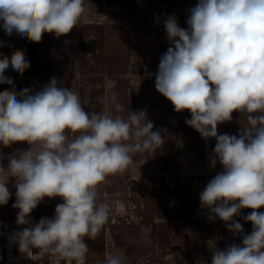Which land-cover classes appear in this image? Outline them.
Returning <instances> with one entry per match:
<instances>
[{
    "label": "clouds",
    "instance_id": "1",
    "mask_svg": "<svg viewBox=\"0 0 264 264\" xmlns=\"http://www.w3.org/2000/svg\"><path fill=\"white\" fill-rule=\"evenodd\" d=\"M86 12V0H0V27L38 43L44 33L69 34ZM189 12L187 28L174 14L164 20L171 46L160 58L155 88L177 113H191L186 124L202 138L216 140L211 166L219 162L223 171L200 193L208 219L243 235L234 217L252 209L242 217L252 232L242 245L215 246L211 264H264V212L257 211L264 207V0H198ZM10 66L22 75L30 62L21 50L0 57V83L13 85L5 75ZM14 87L0 91V148L17 142L30 147L8 156L6 168L0 155V205L8 204L14 178L16 223L28 225L11 240L22 254L35 249L85 264V237L95 239L109 220L108 205L98 202L99 186L126 173L134 155L162 147L164 130H154L146 110H129L127 118L89 113L79 94L55 77L38 91ZM114 107L124 112L120 103ZM233 112L246 126L239 136L218 134ZM45 197L62 203L53 217L33 223L30 213ZM105 264H122L121 255Z\"/></svg>",
    "mask_w": 264,
    "mask_h": 264
},
{
    "label": "rangeland",
    "instance_id": "2",
    "mask_svg": "<svg viewBox=\"0 0 264 264\" xmlns=\"http://www.w3.org/2000/svg\"><path fill=\"white\" fill-rule=\"evenodd\" d=\"M181 1L131 0L129 6V0H86L87 12L77 27L59 37L48 33V42L42 36L37 47L15 32L8 36L0 27V57H10L21 50L31 68L34 49L39 62L34 76L18 75L11 66L5 70L16 92L24 88L38 91L55 77L60 86L77 92L91 113L127 118L129 110H146L154 130H164L166 142L162 147L134 155V163L126 173L111 175L99 186L98 202L108 205L110 222L95 239L86 237L87 264H105L113 252L121 255L122 264H211L215 246L223 250L231 244L242 245L243 235L253 230L252 224L242 218L252 209H242L241 216L234 217L242 224L243 235L230 232L219 219H208L200 193L209 180L223 171L219 162L214 168L211 166L216 140L202 138L186 124L191 113H177L155 88L160 58L171 46L163 16H170L172 11L188 17L189 9L198 3L190 0L189 6H183ZM155 8L161 14H153L151 22L139 27L144 33L141 37L134 36L133 30L139 22L117 21L123 14L152 12ZM182 18L177 19L178 24L187 28V19ZM13 85L0 83V91L12 89ZM113 94L116 101L112 100ZM117 102L123 105L124 112H117ZM232 117L218 125V134L239 136L246 119L238 112H233ZM29 147L26 142H17L0 148L5 168L8 156ZM14 184L15 179L10 178L11 197L7 205H0V223H16L19 210L12 207L16 199ZM60 203L59 197H45L30 213L33 223L45 216L53 217ZM257 211L264 212V207Z\"/></svg>",
    "mask_w": 264,
    "mask_h": 264
},
{
    "label": "built area",
    "instance_id": "3",
    "mask_svg": "<svg viewBox=\"0 0 264 264\" xmlns=\"http://www.w3.org/2000/svg\"><path fill=\"white\" fill-rule=\"evenodd\" d=\"M25 227L28 225L0 223V264H67L63 258L43 253L40 250L34 249L32 254L20 253L18 244L12 242L11 237L14 232L21 231ZM85 242L87 243L86 237ZM72 264H75V261ZM85 264H87V255Z\"/></svg>",
    "mask_w": 264,
    "mask_h": 264
},
{
    "label": "crops",
    "instance_id": "4",
    "mask_svg": "<svg viewBox=\"0 0 264 264\" xmlns=\"http://www.w3.org/2000/svg\"><path fill=\"white\" fill-rule=\"evenodd\" d=\"M138 1H142V0H138ZM189 1L190 0H182L181 1V5H183V6H186V5H188L189 6ZM131 2V0H129V2L127 3L129 6H130V4H132V3H130ZM124 6V5H123ZM123 6H120V8L122 9H125V10H127V8L125 7H123ZM126 6V5H125ZM158 6H161V5H158ZM158 6H157V8H158ZM187 6V7H188ZM89 8H90V4L88 5V10H89ZM136 12V14L134 15L133 13H130V14H123L122 15V18H119V19H117V21L119 22V23H125V22H128V21H130V20H133V21H136V22H139L138 23V26H135L136 28L135 29H133L134 30V36H143V34H142V32H140L138 29H139V27L140 26H142V25H144V26H146L147 25V22H151L152 20H153V14H156V15H160L161 13L158 11V9H154L152 12H148V11H145V10H142L141 12H139L138 10L137 11H135ZM173 14H175V16L177 17V19L179 20V19H181L182 17L180 16V15H178V14H176V13H174V12H172V11H169V15H173ZM165 19H166V15L165 16H163ZM188 17H183L182 19H183V21L184 20H186ZM138 27V28H137ZM120 33H121V35L122 34H124L125 35V32L124 31H119ZM106 101V100H105ZM70 138H72V134H71V137ZM53 216H54V214H53ZM112 255H120L118 252H113V254Z\"/></svg>",
    "mask_w": 264,
    "mask_h": 264
},
{
    "label": "trees",
    "instance_id": "5",
    "mask_svg": "<svg viewBox=\"0 0 264 264\" xmlns=\"http://www.w3.org/2000/svg\"><path fill=\"white\" fill-rule=\"evenodd\" d=\"M43 40L47 43L48 42V33H44L43 34ZM41 42H33L32 44L34 45V46H38L39 44H40ZM31 57H32V66H31V68H29V69H27L24 73H23V75H27V76H34L35 74H36V72L34 71V68L35 67H38V65H39V62H38V59H37V57H36V53H35V51H34V49H32L31 50ZM83 107H84V109L87 111V112H89V113H91V109L87 106V105H83Z\"/></svg>",
    "mask_w": 264,
    "mask_h": 264
}]
</instances>
